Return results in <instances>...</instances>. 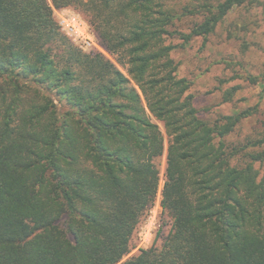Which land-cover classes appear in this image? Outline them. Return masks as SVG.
Here are the masks:
<instances>
[{"label":"trees","instance_id":"16d2710c","mask_svg":"<svg viewBox=\"0 0 264 264\" xmlns=\"http://www.w3.org/2000/svg\"><path fill=\"white\" fill-rule=\"evenodd\" d=\"M257 1L0 0V264H264V131L230 139L257 106L200 118L164 45ZM64 7L112 60L60 32ZM151 117L168 230L123 260L161 180Z\"/></svg>","mask_w":264,"mask_h":264},{"label":"rangeland","instance_id":"374dc122","mask_svg":"<svg viewBox=\"0 0 264 264\" xmlns=\"http://www.w3.org/2000/svg\"><path fill=\"white\" fill-rule=\"evenodd\" d=\"M73 10L82 16L79 10ZM192 22V19L185 18L170 30L187 33ZM181 42L178 35L164 38V45L176 46L170 52V58L177 64L176 77L189 83L186 93L192 95L198 116L213 121L219 116L235 114L257 106V112L242 120L230 139L242 140L263 132L264 100L258 96L262 88L258 81L264 72V0L234 8L217 24L213 33L194 37L183 47L180 46ZM109 59L112 60L110 56ZM117 67L126 75L124 68ZM254 78L257 81H252ZM231 88H234L232 96L225 100ZM151 119L159 126L165 138L156 201L160 200L167 140L162 123L152 117ZM167 224L168 220L161 218L160 227L158 225L154 230L152 246H161L162 236L168 230ZM135 244V249L123 260L138 253L140 248H137V233Z\"/></svg>","mask_w":264,"mask_h":264},{"label":"built area","instance_id":"2783aa9c","mask_svg":"<svg viewBox=\"0 0 264 264\" xmlns=\"http://www.w3.org/2000/svg\"><path fill=\"white\" fill-rule=\"evenodd\" d=\"M52 15L60 32L82 53L98 52L107 58L109 54L98 42L91 27L85 19L69 7L52 8ZM161 213L160 200L157 199L149 210L146 218L139 225L137 231L138 246L144 249L150 246L154 239V230L159 225Z\"/></svg>","mask_w":264,"mask_h":264}]
</instances>
